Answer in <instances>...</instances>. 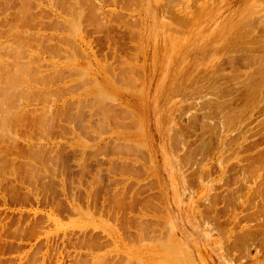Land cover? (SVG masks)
<instances>
[{
  "label": "rangeland",
  "instance_id": "374dc122",
  "mask_svg": "<svg viewBox=\"0 0 264 264\" xmlns=\"http://www.w3.org/2000/svg\"><path fill=\"white\" fill-rule=\"evenodd\" d=\"M18 1L0 0L21 65L0 71V264H264V49L227 61L264 47V0Z\"/></svg>",
  "mask_w": 264,
  "mask_h": 264
},
{
  "label": "bare ground",
  "instance_id": "6f19581e",
  "mask_svg": "<svg viewBox=\"0 0 264 264\" xmlns=\"http://www.w3.org/2000/svg\"><path fill=\"white\" fill-rule=\"evenodd\" d=\"M12 1H14V0H12ZM20 1H22V0H20ZM25 1H27V0H24V2H25ZM72 1H73V0H72ZM10 2H11V0H10ZM10 2H9V3H10ZM17 2L21 5V3H22L23 1L20 3V2L17 0ZM28 3H29V2H28ZM28 3H27V2L23 3V4H22V7L25 9V8L27 7V4H28ZM75 3H76V2H75ZM10 4H11V3H10ZM25 4H26V5H25ZM78 4H79V3H78ZM4 5H6V4H4ZM11 5L13 6V4H11ZM23 5H25V7H24ZM72 6H73V5H72ZM79 6H80V5H79ZM5 7H6V6H5ZM9 7H10V6H9ZM9 7H8V8H9ZM17 7H18V6H17ZM22 7H21V8H22ZM6 8H7V7H6ZM8 8H7V9H8ZM10 8H12V7H10ZM10 8H9L8 10H11ZM15 8H16V7H15ZM15 8L13 7V11H14ZM18 8H19V7H18ZM21 8L18 9V13H17V11H16L17 14H15V15H17V16H19V17H22V19L24 20V15L22 16V14H21L22 12H21V11H20L21 13L19 12V10H21ZM23 8H22V10H24ZM27 8H29V6H28ZM27 8H26V10H27ZM73 8H74V6H73ZM73 8L70 7V9H72V10H73ZM79 8H80V7H79ZM7 9H6V10H7ZM16 9H17V8H16ZM8 10H7V11H8ZM26 10H24V12H25ZM7 11H6V13H8ZM75 11H76V12H74V13H77V10H76V9H75ZM28 12H29V11H28ZM72 12H73V11H72ZM9 13H11V14H9L8 17L11 16L12 19H14V21H18V19H20L19 21H22L21 18H19V17H17V16H16V18H17V20H16V18L13 17V16H15V15L12 13V11L9 12ZM14 13H15V12H14ZM19 13H20V15H18ZM25 13L27 14V12H25ZM25 13H23V14H25ZM12 14H13V16H12ZM28 14H29V13H28ZM28 14H27V16H29ZM25 16H26V15H25ZM33 16H35V15H33ZM8 17H7V18H6V17L4 18V19L7 20V22H6V20L2 19L3 22L5 21L4 23H6V25L3 24V23L1 22V23L3 24V27H2V28L5 29V30H7V31H9V30H13V28H12L13 26H12V25H11V26L9 25V27H8V23H9V24L12 23V22H9V18H10V17H9V18H8ZM30 17H31V19H30ZM36 17H38V16H36ZM36 17H35V18H36ZM35 18L33 19V18H32V15H30L29 17H27V20H26V17H25V20L28 21V23H29V22L32 23V22L35 20ZM42 18H43V16H42ZM44 18H45V17H44ZM28 19H29V20H28ZM36 19H37V18H36ZM25 20H24V21H25ZM32 20H33V21H32ZM0 21H1V20H0ZM26 21H25V22H26ZM31 21H32V22H31ZM40 21H41V20H40ZM94 21H95V20H94ZM96 21H97V20H96ZM25 22H22V23H25ZM42 22H43V21H41L39 24H41ZM251 22H252V21H251ZM257 22H258V21H257ZM30 23H29V24H30ZM42 24H43V23H42ZM50 24H51V23H50ZM97 24H98V23H97ZM251 24H252V23H251ZM259 24H260V23H259ZM262 24L264 25V22H263ZM262 24H261V26H262ZM43 26H44V25H43ZM97 26H98V25H97ZM5 27H8V29L5 28ZM98 27H99V26H98ZM237 27H238V26H237ZM9 28H10V29H9ZM11 28H12V29H11ZM100 28H101V27H100ZM238 28H240V27H238ZM238 28H237V29H238ZM263 28H264V27H263ZM242 29H243V28H242ZM242 29L240 28V30H242ZM16 30H17V31L14 32L15 34H16L17 32H21L20 29H19V30L16 29ZM263 30H264V29H263ZM7 31H2V32H3V34H5V35H7V34L9 33V36H11V35H10V32H11V31H9V32H7ZM14 31H15V30H14ZM26 31H27V30H26ZM28 31H29V30H28ZM34 31H35V30H34ZM242 31H244V30H242ZM242 31H241V32H242ZM252 31H253V30H252ZM22 32H23V31H22ZM22 32H21L18 36H23L22 34H24V32H23V33H22ZM29 32H30V31H29ZM241 32H239V33H241ZM245 32H246V31H245ZM248 32H249V31H248ZM253 32H254V31H253ZM14 33H13V31H12V35H13ZM37 33H39V31H38ZM242 33H243V32H242ZM249 33L251 34V32H249ZM249 33H248V34H249ZM17 34H18V33H17ZM17 34H16V36H14V38L17 37ZM41 34H42V33H41ZM41 34H40V35H41ZM250 34H249V36H250ZM263 34H264V33H263ZM1 35H2V33H1ZM35 35H36V33H35ZM24 36H25V37H24ZM24 36H23V38L21 37V39H23V40H24V39L27 40V38H28L27 36H29V34H27V36H26V35H24ZM36 36H37V35H36ZM234 36H236V35L234 34ZM242 36H243V35H242ZM247 36H248V35H247ZM247 36H246V37H247ZM249 36H248V37H249ZM6 37H7V36H6ZM26 37H27V38H26ZM33 37H34V36H33ZM33 37H32V38H33ZM44 37H47V36L44 35V36L40 37L39 40H42ZM237 37H238V36H237ZM1 38H2V37H1ZM11 38H12V37H11ZM19 38H20V37H19ZM32 38H29V39L32 40ZM41 38H42V39H41ZM229 38H230V35H229ZM229 38H228V39H229ZM235 38H236V37H235ZM8 39H9V38H8ZM29 39H28V40H29ZM34 39H35V37H34ZM44 39H45V38H44ZM48 39H50L49 36H48ZM232 39H233V38H232ZM232 39H231V40H232ZM240 39H242V38L240 37ZM6 40H7V39H6ZM13 40H14V39H13ZM25 40H24V41H25ZM36 40H37V39H36ZM39 40H37V42L35 41L36 44H40V42H41V43H44V45H45L46 41L43 40V41L38 42ZM45 40H47V38H46ZM53 40H54V39H53ZM243 40H244V39H243ZM249 41H251V40H249ZM260 41H261V40H260ZM260 41L258 42V44H256L257 42H256V43H255V42H252V43H253V44L255 43V44H256V48H257V46L259 45ZM10 42H11V41H9V43H10ZM26 42H27V44L29 43V41H26ZM26 42H25V43H26ZM30 42H31V43H29V44H31V45L33 44V45L35 46V42H33V40L30 41ZM32 42H33V43H32ZM228 42H229V41H228ZM235 42H236V39H235ZM247 42H248V41H247ZM244 43H245V42H244ZM262 43H263V42H262ZM29 44H28V45H29ZM230 44H231V43H230ZM235 44H236V43H235ZM260 44H261V43H260ZM9 45H10V44H9ZM12 45H13V43H12ZM14 45H15V44H14ZM16 45H17V47H16ZM16 45H15V47H16V50H17V48H19L21 45L19 46V43H18V44L16 43ZM28 45H27V46H28ZM40 45H41V44H40ZM40 45H39V46H40ZM225 45H226V44H225ZM261 45H262V44H261ZM1 46H2V45H1ZM18 46H19V47H18ZM22 46H23V45H22ZM22 46H21V48H22ZM29 46H30V45H29ZM29 46H28V47H29ZM228 46H229V45H228ZM233 46H234V45H233ZM262 46H264V45H262ZM12 47H13V46H12ZM12 47H11V50L6 49V51H9L8 54H9L10 52L14 53V52L16 51V50H14L15 48H13V50H12ZM230 47H231V45H230ZM234 47H236V46H234ZM239 47H240V46H239ZM242 47H243V46H242ZM248 47H249V46H248ZM248 47L246 46V48H248ZM251 47H252V46H251ZM251 47H249V48L246 50V54H245V55L243 54V55H240L239 57H238V56H237V57H231L230 59H228L227 61L230 62L229 65L238 66V63H239V64H240V63H241V64L243 63L244 65H246V67H252V66H253V63H254V64H257V63H255L256 60H257L256 57H259L258 54L261 53V52H259V51L262 50V49H264V47H263V48H262V47L260 48V46H259V48H257V50H253ZM237 48H238V47H237ZM253 48H254V47H253ZM9 49H10V47H9ZM19 49H20V48H19ZM66 49H67V48H66ZM68 49H69V48H68ZM72 49H73V48H72ZM229 49H230V48H229ZM231 49H232V48H231ZM241 49H242V48H241ZM244 49H245V48H244ZM53 50H54V49H52L51 51H53ZM70 50H71V49H70ZM0 51H1V49H0ZM6 51H5L4 53H6ZM13 51H14V52H13ZM17 51H18V50H17ZM68 51H69V50H68ZM225 51H226V50H225ZM230 51H231V50H230ZM252 51H258L259 53L256 54V57H255V56H253L254 54H253V55L250 54ZM231 52H232V51H231ZM243 52H244V51H243ZM12 53H11V55H12ZM20 53H21V50H20V52L18 51L17 54H16V52H15V55H18V54H19V55L21 56ZM73 53H74V52H73ZM73 53H72V54H73ZM238 53H239V52H238ZM252 53H253V52H252ZM256 53H257V52H256ZM229 54H230V53H229ZM241 54H242V53H241ZM262 54H264V52H263ZM1 55H2V54H0V56H1ZM70 55H71V54H70ZM227 55H228V53H227ZM74 56H75V55H74ZM68 57H69V56H68ZM262 57H263V55H262ZM262 57H261V58H262ZM2 58H3V57H2ZM23 58H24V57H23ZM26 58H27V57H26ZM30 58H31V57H30ZM261 58L259 57V59H261ZM10 59L12 60V62H13V61H15V62H17V61H21V59H18V58H16V59H18V60H15V58H11V57L8 58V57H7V60L10 61ZM31 59H32V58H31ZM31 59H30V60H31ZM33 59H35V58H33ZM259 59H258V60H259ZM262 60H264V57L262 58ZM262 60H260V61H262ZM23 62H24V61H23ZM23 62H22V64H23ZM26 62H27V61H26ZM28 63L31 64V62H27V63L24 62V64L22 65V68H21V69H23V68L25 67V64H26V66H29ZM258 63H259V62H258ZM33 64H35V63H33ZM44 64H46V63H44ZM263 64H264V63H263ZM11 65H13V64H9V63L5 60V57H4V60H2V59L0 58V71H5L6 73H4V74H6V78H7V79L5 80L4 77L2 76L3 78L1 77L0 80H1V79H3V81L5 80V82H6L7 84H8V82H11V81L13 82V80L18 76V75H17L18 72H16L15 70H16V67L18 68L20 64H16L15 66L13 65V66H14V68H13L14 70L11 68ZM31 65H32V64H31ZM47 65H48V64H47ZM258 65H259V64H258ZM23 66H24V67H23ZM33 66H34V65H33ZM259 66L261 67V64H260ZM20 67H21V65H20ZM20 67H19V68H20ZM47 67H48V66H47ZM257 67H258V66H256V69H253V70L251 71V73L249 72L248 74H246V75H248V76L250 77V79H251L250 81L253 82V83H252V87H253V89H254V87H257V86H258L257 83L259 82V81L256 79L255 74H258V75H259V79L261 78V76H263V75H262L263 73H262L261 68H260V67L257 68ZM262 67H263V66H262ZM28 68L30 69V67H28ZM40 68H41V67H40ZM48 68H49V67H48ZM42 69H43V68H42ZM56 70H57V69H56ZM58 70H59V69H58ZM68 70H69V69H68ZM12 71H13V72L15 71V72L13 73ZM39 71H40V70H39ZM60 71H61V70H60ZM55 72H56V71H55ZM10 73H12V74H16V75H12V74H10ZM22 73H23V72H22ZM31 73H32V72H31ZM198 73H199V72H198ZM8 74H10V75L13 76V77H10V79H8V76H7ZM25 74L27 75V73H25ZM54 74H55V73H54ZM54 74H53V75H54ZM0 75H2V72H0ZM21 75H22V74H21ZM29 75H30V74H29ZM35 75H36V74H35ZM44 75H45V74H44ZM53 75H52V76H53ZM55 75H56V74H55ZM58 75H60V74H58ZM61 75H63V74H61ZM61 75H60V77H62ZM248 76H247V77H248ZM22 77H23V76H21V78H22ZM25 77H26V76H25ZM39 77H40V76H39ZM56 77H58V76H56ZM206 77L208 78V76H206ZM232 77H233V76H232ZM237 77H238V76H237ZM241 77H242V76H241ZM243 77H244V76H243ZM23 78H24V77H23ZM40 78H42V77H40ZM209 78H210V77H209ZM222 78H223V77H222ZM245 78H246V77H245ZM263 78H264V77H263ZM26 79H27V78H26ZM51 79H53V78H51ZM217 79H218V78H217ZM16 80H17V79H16ZM22 80H23V79H22ZM35 80H36V79H35ZM203 80H204V79H203ZM208 80H209V79H208ZM243 80H246V81H247L248 79H243ZM260 80H261V79H260ZM263 80H264V79H263ZM263 80H262V81H263ZM211 81H212V80H211ZM223 81H225V80H223ZM248 81H249V80H248ZM248 81H247V82H248ZM250 81H249L248 83H251ZM257 81H258V82H257ZM262 81H260V82H262ZM12 82H11V83H12ZM20 82H21V81H20ZM23 82H24V81H23ZM39 82H40V81H39ZM45 82H46V81H45ZM50 82H51V81H50ZM203 82H204V81H203ZM233 82H234V81H233ZM21 83H22V82H21ZM24 83H25V82H24ZM32 83H33V82H32ZM46 83H47V82H46ZM57 83H59V82H57ZM204 83H205V82H204ZM206 83H207V82H206ZM15 84H16V83H15ZM18 84L20 85V83H18ZM217 84H218V83H217ZM219 84H220V83H219ZM262 84H263V82H262ZM2 85H3V84H2ZM35 85H36V84H35ZM42 85H44V83H43ZM235 85H236V84H235ZM242 85H243V84H242ZM242 85H241V86H242ZM246 85H247V84H246ZM14 86H15V85H14ZM237 86H239V85H237ZM237 86H236V87H237ZM261 86H262V85H261ZM261 86H259V88H260ZM1 87H2V86H1ZM23 87H24V86H22V88H23ZM6 88L8 89L9 87H8V86H7V87L5 86V88H4V85H3V89H2L3 91L1 90V92H0V98H1V97H2V98H3V97L6 98L5 94H7L8 96L12 95L11 92H10L11 89H9L8 91H6V90H7ZM16 88L18 89L19 87H16ZM242 88H243V87H242ZM245 88H247V87L245 86ZM259 88H258V89H259ZM0 89H1V88H0ZM5 89H6V90H5ZM44 89H45V88H44ZM214 89H215V88H214ZM214 89H213V91H216V89H218V87H217L215 90H214ZM237 89H238V88H237ZM248 89H249V93H250V95H251L253 90L250 91V89H252L251 87H248ZM256 89H257V88H256ZM4 90H5V91H4ZM12 90H13V89H12ZM27 90H29V89H27ZM27 90H26V91H27ZM232 90L234 91L235 89H232ZM22 91H23V90H22ZM244 91H245V90H244ZM28 92H29V91H28ZM35 92H36V91H35ZM195 92H196V91H195ZM198 92H199V91H198ZM201 92H202V91H201ZM201 92H200V93H201ZM236 92H237V90H236ZM239 92H240V91H239ZM239 92H238V93H239ZM242 92H243V91H242ZM242 92H241V93H242ZM255 92H256V90H255ZM2 93H4V94L1 95ZM14 93H15V92H14ZM31 93H32V92H31ZM38 93H39V92H38ZM40 93H41V91H40ZM48 93H49V92H48ZM193 93H194V92H193ZM212 93H214V92H212ZM218 93H221V95H219V96H217V97H218V98H219V97H220V98H223V97H224L223 99H225V98L228 97V96L233 95V92H232L231 90H228V88H227V90H224V89L221 90V88L219 87V92H218ZM249 93L245 91V93L242 94V95L245 96V97L247 98V97H250V96H249ZM22 94H24V92H23ZM44 94H45V93H44ZM205 94H206V93H205ZM215 94H216V93H215ZM263 94H264V93H262L261 96H262ZM18 95H19V94H18ZM209 95H210V93H209ZM252 95H253V94H252ZM254 95H255V94H254ZM257 95L260 96L259 93H258ZM257 95H256V96H257ZM8 96H7V98H8ZM13 96H14V95H13ZM42 96H43V95H42ZM213 96H214V94H213ZM243 96H242V97H243ZM256 96H255V97H256ZM26 97H27V96H26ZM32 97H33V96H32ZM35 98H36V97H35ZM229 98H230V97H229ZM238 98L240 99L241 97H236V98H235V96H233V97L229 100V102H233V101H235V100H238ZM243 98H244V97H243ZM12 99H13V97H12ZM21 99H22V97H21ZM30 99H31V98H30ZM253 99H254V98H253ZM259 99H261V97H260ZM7 100H8V99H7ZM219 100H221V99H219ZM256 100H258V98H257ZM35 101H36V100H35ZM248 101H249V99H248ZM258 101H259V100H258ZM17 102H18V101H17ZM29 102H30V101H29ZM214 102H215V101H214ZM214 102H213V103H214ZM237 102H238V101H237ZM260 102H262V101L260 100ZM13 103H14V102H13ZM21 103H22V102H21ZM33 103H34V102H33ZM223 103H224V102H223ZM223 103H222V104H223ZM226 103H227V102H226ZM254 103L257 104V101H256V102L254 101ZM206 104H207V103H206ZM209 104H211V103H209ZM256 104H255V105H256ZM262 105H263V104H262ZM215 106L220 108L221 104L218 103V102H216V103H215ZM234 106H235V108H236V104H235ZM205 107H206V105H205ZM205 107H204V108H205ZM212 107H213V106H212ZM222 107H223V105H222ZM230 107H232V105H231ZM239 107H240V106H239ZM242 107H243V106H242ZM260 107H261V106H260ZM17 108H18V107H17ZM4 109H5V108H4ZM24 109H25V108H24ZM207 109H208V108H207ZM207 109H206V111H207ZM212 109H213V108H212ZM225 109H226V108H225ZM0 110H1V108H0ZM5 110H6V109H5ZM214 110H215V109H214ZM214 110H213V111H214ZM216 110H217V109H216ZM233 110H234V108H233ZM239 110H240V109H239ZM250 110H251V109H250ZM250 110H248V111H250ZM13 111H14V110H13ZM13 111H12V112H13ZM204 111H205V110H204ZM236 111H237V109H236ZM241 111H242V110H241ZM241 111H240V112H241ZM245 111H246V110H245ZM1 112H3V111H1ZM4 112H5V111H4ZM43 112H44V111H43ZM224 112H225V111H224ZM224 112H222V113H224ZM251 112H252V111H251ZM9 113H10V112H9ZM24 113H25V112H24ZM227 113H228V112H227ZM233 113H234V112H233ZM243 113H244V112H243ZM246 113H247V111H246ZM234 114H236V113H234ZM9 115H10V114H9ZM24 115H25V114H24ZM42 115H43V114H42ZM232 115H233V114H232ZM242 115H245V114H242ZM0 116H3V115H0ZM25 116H26V115H25ZM214 116H215V115H214ZM222 116H223V115H222ZM235 116H237V115H235ZM240 116H241V115H240ZM18 117H19V115H18ZM35 117H36V116H35ZM203 117H204V116H203ZM219 117H220V116H219ZM244 117H245V116H244ZM247 117H248V116H247ZM249 117H250V116H249ZM249 117H248V119H249ZM20 118L22 119V114H21V117H20ZM38 118H39V117H38ZM220 118H221V117H220ZM231 118H232V117H231ZM238 118L241 119V117H239V116H238ZM245 118H246V117H245ZM2 119H3V118H2ZM25 119H26V118H25ZM40 119H41V118H40ZM44 119H45V116H44ZM44 119H43V120H44ZM46 119H47V118H46ZM207 119H208V118H207ZM222 119H223V118H222ZM225 119H226V118H225ZM235 119H237V118H235ZM248 119H247V120H248ZM16 120H17L18 122H21V123L23 122V121H21L19 118L16 119ZM205 120H206V119H205ZM223 120H224V119H223ZM223 120H222V121H223ZM230 120H231V119H230ZM237 120H238V119H237ZM237 120H236V122H237ZM250 120H251V119H250ZM44 121H45V120H44ZM46 121H47V120H46ZM49 121H50V120H49ZM222 121H221V122H222ZM233 121H234V119H233ZM244 121H245V120H244ZM24 122H27V120H25ZM24 122H23V123H24ZM38 122H39V121H38ZM40 122H42V121H40ZM40 122H39V123H40ZM228 122L230 123L231 121L228 120ZM261 122H262V121H261ZM0 123H2V122H0ZM23 123H22V125H21L20 123H18V124H20V126H23V125H24ZM48 123H49V122H48ZM50 123H51V122H50ZM50 123H49V124H50ZM223 123H224V122H223ZM9 124H10V123H9ZM26 124H30V122H29V123L27 122ZM32 124H33V123H32ZM221 124H222V123H221ZM225 124H226V123H225ZM231 124H232V123H231ZM236 124H237V123H236ZM261 124H262V123H261ZM2 125H5V124L2 123ZM34 125H35V123H34ZM39 125H40V124H39ZM45 125H46V124H45ZM45 125H44V126H45ZM51 125H52V124H51ZM51 125H50V126H51ZM17 126H18V125H17ZM260 126H262V125H260ZM1 127H2V126H1ZM5 127H6V126H5ZM5 127H4V128H5ZM18 127H19V126H18ZM40 127H41V126H40ZM8 128H11V126H10V127L8 126ZM8 128H6V129H8ZM47 128H48V127H47ZM232 128H233V127H232ZM261 128H262V127H261ZM31 129H32V128H31ZM244 130H245V129H244ZM263 131H264V130H262V132H263ZM246 132H247V131H246ZM246 132H245V133H246ZM243 134H244V133H243ZM262 135H264V133H263ZM239 136H240V135H239ZM245 138H246V137H245ZM234 139H235V138H234ZM15 141H16V140H15ZM15 141H13V143H14ZM244 143H245V142H244ZM250 144H251V143H250ZM241 146H242V145H241ZM241 146H240V147H241ZM240 149H242V148H240ZM255 149H256V148H255ZM238 150H239V149H238ZM253 150H254V149H253ZM237 152H238V151H237ZM258 158H259V157H258ZM260 202H261V201H260ZM262 204H263V202H262ZM260 205H261V204H260ZM262 210H264V207H263ZM262 218H263V217H262ZM257 220H258V217H257ZM255 221H256V220H255Z\"/></svg>",
  "mask_w": 264,
  "mask_h": 264
}]
</instances>
